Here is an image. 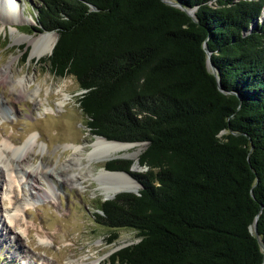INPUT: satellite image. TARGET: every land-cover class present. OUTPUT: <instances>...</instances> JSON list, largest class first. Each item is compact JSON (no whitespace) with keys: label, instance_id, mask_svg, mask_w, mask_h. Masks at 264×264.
Segmentation results:
<instances>
[{"label":"trees","instance_id":"trees-1","mask_svg":"<svg viewBox=\"0 0 264 264\" xmlns=\"http://www.w3.org/2000/svg\"><path fill=\"white\" fill-rule=\"evenodd\" d=\"M41 1L38 31L58 34L46 61L77 79L91 134L147 144L139 192L94 214L140 237L112 263L263 264L264 0H171L195 18L164 0Z\"/></svg>","mask_w":264,"mask_h":264},{"label":"rangeland","instance_id":"rangeland-1","mask_svg":"<svg viewBox=\"0 0 264 264\" xmlns=\"http://www.w3.org/2000/svg\"><path fill=\"white\" fill-rule=\"evenodd\" d=\"M15 1L19 6L13 16L16 23L2 24L0 20V69L18 57L12 73L17 82L0 84V143L11 139L21 144L35 135L38 146L21 165L16 159L11 173L15 179L11 184L5 181V172L0 170V264H69L71 259L80 262L87 256L88 264L92 261L113 264L111 254L138 242L140 237L133 229L111 230L97 222L94 214L99 211L98 204L111 199L105 198L99 190V171L116 158L134 161V172L147 168L132 157L91 162L90 144L97 135H92L87 127L88 118L79 103L83 91L77 79L72 75L56 76L46 61L51 53L33 58L32 45L14 40L15 27L24 34L39 36L42 33L38 31L36 10L42 1ZM23 78L29 79L31 90L39 89L38 97L22 99L19 96L18 81ZM62 99L66 105L57 106ZM50 104L54 107L52 111L46 109ZM137 143L139 146L131 152L138 150L140 156L147 144ZM73 144H84L85 148L75 151ZM36 168L49 172L66 169L61 171L60 177L50 173L51 189L48 180L40 176L39 188L49 189L48 197H40L31 189L32 179H27L23 173ZM64 177L71 179L70 182L64 183ZM16 193L18 199L14 197ZM3 215L6 223L1 220ZM10 217L14 218L13 222ZM113 233L118 238L110 242ZM42 239L54 240V243L44 244Z\"/></svg>","mask_w":264,"mask_h":264},{"label":"bare ground","instance_id":"bare-ground-1","mask_svg":"<svg viewBox=\"0 0 264 264\" xmlns=\"http://www.w3.org/2000/svg\"><path fill=\"white\" fill-rule=\"evenodd\" d=\"M18 3L15 0H0V12L3 13V16L0 15V20L2 24L6 23H16V20L13 16L18 11ZM14 34H15V42L22 43V42H28L29 45H32V57H43L50 53H52L57 40L58 35L56 32H42L39 36H34L30 34H24L20 33L19 29L17 27L14 28ZM18 57L14 58L9 62L5 67L0 69V84H6V83H13L17 82L14 81V78L12 76L13 73V67L14 64L17 62ZM19 85L21 86V89L19 90V96L22 99H32L34 97L39 96V89L31 90L30 88V81L28 78H23L18 81ZM48 101V99H47ZM39 103H42V99L39 101ZM57 106L64 107L66 105V101L62 99L59 103H56ZM12 109V108H11ZM47 110L52 111L54 109L53 105L50 104L46 108ZM6 112V110H3ZM2 111V112H3ZM4 113V112H3ZM84 145V144H83ZM82 144H73L72 147L75 151H79L81 149H84L85 147ZM38 146V139L35 135L30 136L27 138L23 143L17 144L14 143L13 140H4L2 143H0V164L3 165L1 171L5 172V181L9 180L10 184L12 183L13 176L12 171L14 168V162H19V165H21L24 160H26L30 153L35 150V148ZM91 151L89 153V158L94 162H103L111 158L115 157H132L136 160L139 159V151L131 152V149H133L136 146H139V143L137 142H117V141H109L104 139V137L96 136V138L91 142ZM18 165V164H17ZM136 165V164H135ZM1 168V165H0ZM40 168V167H39ZM39 168L36 169H30V170H22L25 174L26 178H31L32 184L30 185L31 189L35 190L36 193L39 194L40 197H48L49 195V189L46 188H39V180L40 176L41 178L49 179L50 173L53 172V174L57 176H61V171L66 169H52L51 172L49 170H45L44 168H41L40 171H38ZM29 169V167H28ZM64 172V171H63ZM42 174V175H41ZM18 176V175H16ZM23 176V175H22ZM63 176V175H62ZM15 179V178H14ZM99 179V190L103 194L105 198H113L117 196L122 191H132V190H139L141 187L139 183L128 173L126 172H117V171H111L108 170L106 167H102L99 171L98 175ZM71 179H68L66 177L62 178V181L66 183L67 181L70 182ZM48 188H52L53 184L48 180ZM39 189V190H38ZM15 191V190H14ZM17 192V191H15ZM15 199H18V194H15ZM17 201V200H16ZM14 217V216H13ZM1 220H4V215L1 217ZM12 217H10L11 222ZM42 242L44 244H53L54 240H48V239H42ZM90 258L87 256L84 260L78 262L77 260L71 259L69 261V264H88V260ZM97 261H92L89 264H96Z\"/></svg>","mask_w":264,"mask_h":264},{"label":"water","instance_id":"water-1","mask_svg":"<svg viewBox=\"0 0 264 264\" xmlns=\"http://www.w3.org/2000/svg\"><path fill=\"white\" fill-rule=\"evenodd\" d=\"M166 3H168V4H170V5H173V6H178V7H181V8H183L180 4H178L177 2H174V1H171V0H164ZM184 10H186L187 12H188V14L190 15V16H192L193 18H195V8L194 9H186V8H183ZM206 48H207V46H206ZM207 52H208V66H209V68L212 70V72L213 73H215L216 74V70H215V67H214V65H213V63H212V61H211V52L208 50V48H207ZM222 89V88H221ZM117 142H120V141H117ZM137 164H140L139 163V160L137 161ZM117 172H126V173H128V174H130L138 183H139V185H140V187L142 188V185H141V183L133 176V174H132V172H134V169H133V166H132V168H131V171H117ZM122 192H135V193H138L139 192V190H132V191H122ZM121 193V192H120ZM114 198V197H113ZM262 210H263V208H262ZM258 219H259V215L257 216V218H256V221H255V223H254V225L251 227V230H252V232H254V234L256 235V237L258 238V240H259V242H260V244H261V246H262V249L264 250V243H263V241H262V239H261V236H260V233H259V231H258ZM263 264H264V262H263Z\"/></svg>","mask_w":264,"mask_h":264}]
</instances>
